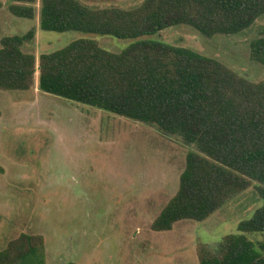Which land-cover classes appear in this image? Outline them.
Segmentation results:
<instances>
[{"label": "trees", "instance_id": "1", "mask_svg": "<svg viewBox=\"0 0 264 264\" xmlns=\"http://www.w3.org/2000/svg\"><path fill=\"white\" fill-rule=\"evenodd\" d=\"M38 0H8L12 15L35 20ZM42 31H71L132 40L113 53L78 39L36 58L24 46L36 31L6 36L0 90L42 93L156 128L190 148L178 192L152 225L171 231L204 222L255 181L263 205L215 250L200 245V264H264V80L251 82L224 63L154 38L186 25L206 38L237 35L264 15V0H144L135 8H94L81 0H40ZM4 4L0 0V10ZM264 66V37L251 43ZM254 233L261 239H250ZM42 239L23 235L0 252V264L31 261Z\"/></svg>", "mask_w": 264, "mask_h": 264}, {"label": "rangeland", "instance_id": "2", "mask_svg": "<svg viewBox=\"0 0 264 264\" xmlns=\"http://www.w3.org/2000/svg\"><path fill=\"white\" fill-rule=\"evenodd\" d=\"M94 8H135L144 0H81ZM0 47L6 36L36 31L27 53L63 49L93 39L113 53L132 40L71 31L40 30L18 18L2 0ZM264 37V15L237 35L206 38L186 25L156 36L227 65L251 82L264 66L251 58V43ZM190 148L142 125L42 93L0 90V252L23 235L42 239L39 254L18 264H200V245L215 250L263 205L252 186L204 222L181 221L173 230L152 225L178 192ZM250 239H261L249 233Z\"/></svg>", "mask_w": 264, "mask_h": 264}]
</instances>
